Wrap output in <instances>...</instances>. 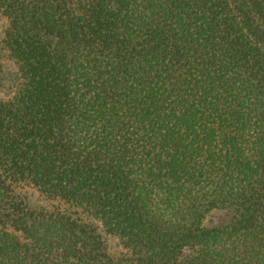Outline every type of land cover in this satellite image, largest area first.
<instances>
[{"label": "trees", "instance_id": "obj_1", "mask_svg": "<svg viewBox=\"0 0 264 264\" xmlns=\"http://www.w3.org/2000/svg\"><path fill=\"white\" fill-rule=\"evenodd\" d=\"M0 20V264H264V0Z\"/></svg>", "mask_w": 264, "mask_h": 264}, {"label": "rangeland", "instance_id": "obj_2", "mask_svg": "<svg viewBox=\"0 0 264 264\" xmlns=\"http://www.w3.org/2000/svg\"><path fill=\"white\" fill-rule=\"evenodd\" d=\"M3 29H4V22L0 20V41L2 39V35H3ZM11 65V63H7V66ZM25 190V194H28L29 197L33 200V202L37 201V192H35L34 190H32L31 188H24ZM223 211H213L211 212L206 218H205V224L206 225H213L215 223H217L219 220H221L224 216Z\"/></svg>", "mask_w": 264, "mask_h": 264}]
</instances>
